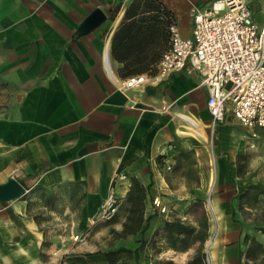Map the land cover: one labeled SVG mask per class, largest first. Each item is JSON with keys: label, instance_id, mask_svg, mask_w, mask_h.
I'll use <instances>...</instances> for the list:
<instances>
[{"label": "crops", "instance_id": "1", "mask_svg": "<svg viewBox=\"0 0 264 264\" xmlns=\"http://www.w3.org/2000/svg\"><path fill=\"white\" fill-rule=\"evenodd\" d=\"M153 1L162 8L144 6L152 0H0V186L14 179L24 189L0 199V264H56L90 224L102 233L109 221L95 218L108 195L121 230L133 181L146 188L149 236H161L165 221L198 228L196 209L208 229L210 202L213 264H240L238 195L262 180L254 160L264 161V127L250 131L230 111L213 126L197 73L158 74L170 45L161 10L190 38L192 9L213 0ZM247 1L261 27L264 0ZM95 11L103 20L87 26ZM140 74L146 83L123 89Z\"/></svg>", "mask_w": 264, "mask_h": 264}, {"label": "built area", "instance_id": "2", "mask_svg": "<svg viewBox=\"0 0 264 264\" xmlns=\"http://www.w3.org/2000/svg\"><path fill=\"white\" fill-rule=\"evenodd\" d=\"M192 12L190 38H183L176 24H170V45L158 62L159 76L197 73L207 90L206 107L213 126L224 122L230 111L250 131L264 127V23L261 27L256 24L247 0H213ZM146 82L144 74L134 75L122 87L131 89ZM116 211V200L108 195L96 217L109 220ZM206 212L207 254L218 222L210 202Z\"/></svg>", "mask_w": 264, "mask_h": 264}, {"label": "rangeland", "instance_id": "3", "mask_svg": "<svg viewBox=\"0 0 264 264\" xmlns=\"http://www.w3.org/2000/svg\"><path fill=\"white\" fill-rule=\"evenodd\" d=\"M254 169L261 174L262 180L257 184H253L257 185V188L247 186L242 192L243 196L238 197L237 220L241 225L244 252L240 264H264V194L260 192L263 190L260 187L264 186V161H260V158L254 160ZM120 214L125 218L124 208H122ZM195 217L199 221L197 224L199 229L202 218L205 217L202 210L196 209ZM113 218L114 216L106 220L105 218L99 219L96 217L95 221L98 219L100 223L109 221V223L103 225L102 233L96 236L91 234L96 224H90L85 232L73 238V242L78 246L76 251L55 257L53 262L56 264H108L106 261L101 260L99 252L117 248L122 244L130 249L138 247V237H128L126 240L115 239L111 234V230L115 229L112 226L113 223H111ZM146 237L147 240L137 258L126 261L121 260L116 264H191V261L195 258L198 248L197 243L191 245L190 249L184 252L183 250L167 249L168 247L162 240V236H149L147 232ZM212 250L213 247L206 254L203 243L202 253L205 264H213Z\"/></svg>", "mask_w": 264, "mask_h": 264}, {"label": "trees", "instance_id": "4", "mask_svg": "<svg viewBox=\"0 0 264 264\" xmlns=\"http://www.w3.org/2000/svg\"><path fill=\"white\" fill-rule=\"evenodd\" d=\"M145 7H152L156 10H160L162 7L159 4H155L152 0V5L145 4ZM165 18L166 32L170 40L169 26L173 21V17L166 10H161ZM116 36L112 41V52L117 57V41ZM135 71H130L127 74H131ZM251 188H257V185L249 186ZM261 194H264V186L260 187ZM243 196L242 193L238 197ZM145 199L146 188L141 186L137 181H133L127 197L126 204L124 206L125 218L122 223L121 230H111V234L117 240H126L128 237H138V247L135 249L127 248L124 244L117 248L101 251L98 254L102 261H106L108 264H116L121 260L135 259L138 257L139 252L142 250L146 240L147 232L150 229V221L152 215H145ZM162 240L166 243L168 248L173 250L186 251L191 245L197 243L198 248L195 258L191 261V264H205L204 256L202 253V246L207 236V221L203 217L200 228H196L193 225L181 223L179 220L165 221L161 227ZM157 232V231H156ZM264 233V231H263ZM250 250L248 249V252ZM244 255L242 251L240 257Z\"/></svg>", "mask_w": 264, "mask_h": 264}, {"label": "water", "instance_id": "5", "mask_svg": "<svg viewBox=\"0 0 264 264\" xmlns=\"http://www.w3.org/2000/svg\"><path fill=\"white\" fill-rule=\"evenodd\" d=\"M104 16L100 11H95L85 23L87 26L95 25L102 21ZM24 192L21 185L14 179L9 180L6 184L0 186V199H11L18 197Z\"/></svg>", "mask_w": 264, "mask_h": 264}]
</instances>
